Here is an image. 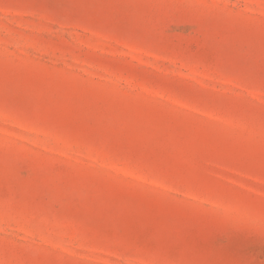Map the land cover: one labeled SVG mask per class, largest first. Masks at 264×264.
<instances>
[{
    "label": "rangeland",
    "instance_id": "rangeland-1",
    "mask_svg": "<svg viewBox=\"0 0 264 264\" xmlns=\"http://www.w3.org/2000/svg\"><path fill=\"white\" fill-rule=\"evenodd\" d=\"M0 264H264V0H0Z\"/></svg>",
    "mask_w": 264,
    "mask_h": 264
}]
</instances>
